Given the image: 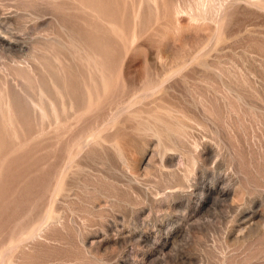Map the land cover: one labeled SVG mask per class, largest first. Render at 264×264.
<instances>
[{"label": "rangeland", "instance_id": "rangeland-1", "mask_svg": "<svg viewBox=\"0 0 264 264\" xmlns=\"http://www.w3.org/2000/svg\"><path fill=\"white\" fill-rule=\"evenodd\" d=\"M0 35V264H264V0H0Z\"/></svg>", "mask_w": 264, "mask_h": 264}, {"label": "bare ground", "instance_id": "bare-ground-1", "mask_svg": "<svg viewBox=\"0 0 264 264\" xmlns=\"http://www.w3.org/2000/svg\"><path fill=\"white\" fill-rule=\"evenodd\" d=\"M202 2V1H201ZM213 2V1H212ZM198 5V4H197ZM200 5V4H199ZM202 5V4H201ZM208 6V5H207ZM202 8V7H201ZM8 39V37L7 38H4V37H2L1 35H0V40H2V41H5V42H7V43H10L11 44V42H10V40H7ZM11 39H12V36H11ZM13 40V39H12ZM1 42V41H0ZM3 44V43H2ZM14 44V43H13ZM15 44H16V42H15ZM9 45V44H8ZM2 46V45H1ZM6 46V45H5ZM4 47V46H3ZM11 48V47H10ZM7 49V48H6ZM9 49V48H8ZM10 50V49H9ZM12 51V50H11Z\"/></svg>", "mask_w": 264, "mask_h": 264}]
</instances>
